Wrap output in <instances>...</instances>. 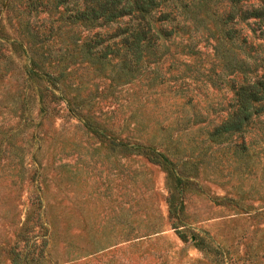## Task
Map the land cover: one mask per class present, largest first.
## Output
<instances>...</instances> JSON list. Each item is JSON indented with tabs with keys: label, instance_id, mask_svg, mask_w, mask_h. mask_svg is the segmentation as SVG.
Here are the masks:
<instances>
[{
	"label": "rangeland",
	"instance_id": "1",
	"mask_svg": "<svg viewBox=\"0 0 264 264\" xmlns=\"http://www.w3.org/2000/svg\"><path fill=\"white\" fill-rule=\"evenodd\" d=\"M24 1L0 0V264H264V109L218 127L264 76V0H163L138 57L128 15Z\"/></svg>",
	"mask_w": 264,
	"mask_h": 264
},
{
	"label": "trees",
	"instance_id": "2",
	"mask_svg": "<svg viewBox=\"0 0 264 264\" xmlns=\"http://www.w3.org/2000/svg\"><path fill=\"white\" fill-rule=\"evenodd\" d=\"M50 0H25L24 7L27 11L36 8H44ZM163 0H52L54 5L62 4L66 10L64 19L69 22L77 19L83 20H110L120 15H128L136 20L133 32V41L128 48L135 56H139V40L155 36L150 30L148 15L153 9H156ZM251 14L254 15L264 31V4H259L251 8ZM163 15V12H160ZM48 31L51 27L49 26ZM34 34V33H33ZM92 42L85 41L84 46L88 49ZM102 52L108 50L107 45H102ZM264 109V76L261 75L255 81L240 83L234 88V108L232 112L223 119L218 127L222 129H236L249 118V116ZM150 160L159 161L156 155H147Z\"/></svg>",
	"mask_w": 264,
	"mask_h": 264
}]
</instances>
